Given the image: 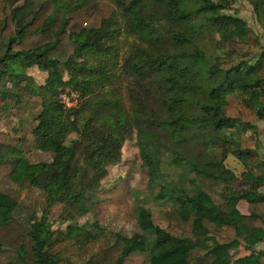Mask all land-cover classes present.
Here are the masks:
<instances>
[{"label": "trees", "instance_id": "1", "mask_svg": "<svg viewBox=\"0 0 264 264\" xmlns=\"http://www.w3.org/2000/svg\"><path fill=\"white\" fill-rule=\"evenodd\" d=\"M21 1L0 0V118L12 114L23 125L31 102L19 92L40 99V111L31 113L37 148L53 160L30 163L0 146V179L44 191L72 223L25 225L0 188V209L10 210L0 220V264H262L264 173L245 175L250 187L236 188L222 176L227 153L208 159L220 143L245 164L254 154L242 148L241 135L255 126L227 116L229 95L238 93L264 123V48L254 60L232 57L249 30L225 13L229 0ZM248 1L261 19L264 0ZM210 40L230 53L210 54ZM33 67L47 74L44 85L27 75ZM10 76L24 79L18 92L4 86ZM62 93L79 94L78 105L65 107ZM134 137L166 228L144 203L135 209L142 232L131 237L97 220L78 223L96 202L98 176L120 162ZM164 152L181 180L162 173ZM216 183L220 200L206 186Z\"/></svg>", "mask_w": 264, "mask_h": 264}, {"label": "rangeland", "instance_id": "2", "mask_svg": "<svg viewBox=\"0 0 264 264\" xmlns=\"http://www.w3.org/2000/svg\"><path fill=\"white\" fill-rule=\"evenodd\" d=\"M229 2L231 6L228 10H225V13L245 20L249 30L248 39L244 43L235 44L237 53L232 57L235 60L257 59L262 53L261 48H264V14L261 19H258L253 6L248 0H229ZM92 26L93 23L89 22L88 27ZM206 48L210 54L212 53L215 56H225L230 53V46L224 49L217 48L215 40L207 42ZM27 75L37 85H44L47 79V74L37 67L28 69ZM23 85L24 79L19 76L7 77L4 83L6 88L16 92ZM19 93L24 104L31 102L28 108L29 115L23 125H21V119L12 114L0 118V134L3 135L0 136V146L4 149L2 151L6 152L11 147L22 152L30 163L52 162V153H46L37 148L36 132L40 133V131L37 130L38 122L31 113L32 111H40L41 100L23 94L21 91ZM18 106L22 107L21 104ZM226 114L239 122L251 123L255 126V129L243 135L240 134L242 148L249 149L254 154L250 155L247 164H245L244 160L233 154L228 144L223 145L220 143L210 149L208 159L211 162L220 161L224 153H227L224 161L226 170L222 173V176L228 178V184L233 187L249 188L250 183L245 179V175L264 173V123L257 118L252 109L243 104L238 93L228 96ZM75 137V135L72 136V138ZM170 159V154L164 152L161 157L162 173L181 180V175L176 172L174 167L169 165ZM10 160L13 161V158L11 157ZM98 180L101 187L96 194V202L86 215L77 217L78 223H92L97 220L109 231L131 237L137 232H142L136 225L135 209L138 204L144 203L153 213L154 223L166 228L167 223L163 217L165 208L157 206L150 196L149 172L143 166L136 137L129 139L124 144L120 162L106 167L104 172L98 176ZM216 184V186H209L208 184L206 186L209 187L215 199L220 200L221 187L218 183ZM0 188L17 202L16 217L25 225L39 220L43 222L46 229H66L72 223L68 219L70 215L65 212L62 203L50 205L47 194L33 188L28 182L15 183L9 176H5L0 179ZM247 207L248 205L244 202L240 204V208L243 210ZM9 218L10 210L7 208L0 209V220L6 221ZM134 258L143 259V255H134Z\"/></svg>", "mask_w": 264, "mask_h": 264}, {"label": "built area", "instance_id": "3", "mask_svg": "<svg viewBox=\"0 0 264 264\" xmlns=\"http://www.w3.org/2000/svg\"><path fill=\"white\" fill-rule=\"evenodd\" d=\"M59 98L62 104L65 105V107L67 108L76 107L80 101L79 94H75V93L72 94L62 93Z\"/></svg>", "mask_w": 264, "mask_h": 264}, {"label": "crops", "instance_id": "4", "mask_svg": "<svg viewBox=\"0 0 264 264\" xmlns=\"http://www.w3.org/2000/svg\"><path fill=\"white\" fill-rule=\"evenodd\" d=\"M263 192H264V189H263ZM256 249L257 251H264V243L257 245ZM262 264H264V258L262 260Z\"/></svg>", "mask_w": 264, "mask_h": 264}]
</instances>
